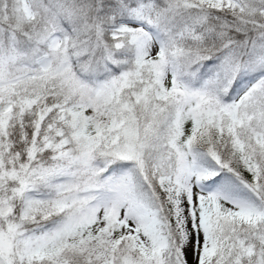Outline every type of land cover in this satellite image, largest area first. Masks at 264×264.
Instances as JSON below:
<instances>
[{
	"label": "snow or ice",
	"instance_id": "snow-or-ice-1",
	"mask_svg": "<svg viewBox=\"0 0 264 264\" xmlns=\"http://www.w3.org/2000/svg\"><path fill=\"white\" fill-rule=\"evenodd\" d=\"M0 264H264V0H0Z\"/></svg>",
	"mask_w": 264,
	"mask_h": 264
}]
</instances>
